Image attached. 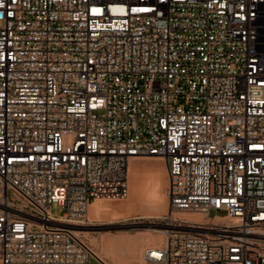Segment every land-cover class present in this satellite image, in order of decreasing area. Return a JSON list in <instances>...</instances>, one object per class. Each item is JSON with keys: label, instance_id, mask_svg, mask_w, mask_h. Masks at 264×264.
<instances>
[{"label": "built area", "instance_id": "obj_1", "mask_svg": "<svg viewBox=\"0 0 264 264\" xmlns=\"http://www.w3.org/2000/svg\"><path fill=\"white\" fill-rule=\"evenodd\" d=\"M148 157L142 264H264V0H0V264H107L78 225Z\"/></svg>", "mask_w": 264, "mask_h": 264}, {"label": "rangeland", "instance_id": "obj_2", "mask_svg": "<svg viewBox=\"0 0 264 264\" xmlns=\"http://www.w3.org/2000/svg\"><path fill=\"white\" fill-rule=\"evenodd\" d=\"M166 188L167 177L162 159L150 157L143 162H132L128 169L127 196L108 202L109 206L114 205L121 211L92 217L90 210L88 219L79 224L81 236L94 251L100 252L108 264H140L143 248L149 240L154 236L161 237V242L163 240V234L159 232L165 228L162 219L167 213ZM63 212L62 208L52 206L54 217L61 216ZM224 215L220 211L209 214L211 218Z\"/></svg>", "mask_w": 264, "mask_h": 264}, {"label": "bare ground", "instance_id": "obj_3", "mask_svg": "<svg viewBox=\"0 0 264 264\" xmlns=\"http://www.w3.org/2000/svg\"><path fill=\"white\" fill-rule=\"evenodd\" d=\"M148 158H150V157H148ZM146 159L147 158H140V159L137 160V162H143ZM158 169H160V168H158ZM165 170H166V167H165ZM166 177H167V174H166ZM167 185H168V181H167ZM166 197H167V194H166ZM109 200L108 199L95 200L92 204L89 205V207L87 209V212H86V215H85V219H88L90 210H91L92 217H98V216H101L102 213H107V212L108 213L109 212H114V211L120 212L121 210L117 209V208L115 209L114 205L113 206H111V205L109 206L108 205V202H114V201H109ZM167 209H168V199H167ZM176 215L181 217V218L186 219L187 221L193 222V223H200V222H203V220H204L203 216H201V215H199L197 213H177ZM124 216H125V214H124ZM80 226L81 225H78V228H77V231H79V232H80ZM159 233L162 234L163 231H160ZM162 238H163V236H162ZM124 240H125V238H124ZM156 240H159L160 242L157 244V243H155ZM162 244H163V240L161 242V237L154 236V238L149 240V243L144 248L157 247V246H161ZM94 252L99 258H101L102 260L105 261V263H107L106 260L101 256L100 252L99 253L96 252V251H94ZM140 264H142V263L140 262Z\"/></svg>", "mask_w": 264, "mask_h": 264}]
</instances>
